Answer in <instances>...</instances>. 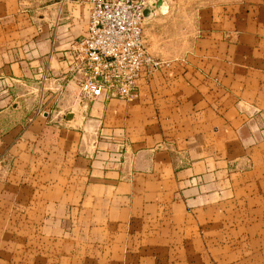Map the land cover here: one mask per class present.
Instances as JSON below:
<instances>
[{"label": "crops", "instance_id": "0c3cea01", "mask_svg": "<svg viewBox=\"0 0 264 264\" xmlns=\"http://www.w3.org/2000/svg\"><path fill=\"white\" fill-rule=\"evenodd\" d=\"M138 97L69 79L87 0H0V264H264V0H161Z\"/></svg>", "mask_w": 264, "mask_h": 264}, {"label": "built area", "instance_id": "2783aa9c", "mask_svg": "<svg viewBox=\"0 0 264 264\" xmlns=\"http://www.w3.org/2000/svg\"><path fill=\"white\" fill-rule=\"evenodd\" d=\"M87 2V30L69 47L68 77L88 98L133 102L140 76L164 65L149 52L143 34L144 8L155 0Z\"/></svg>", "mask_w": 264, "mask_h": 264}, {"label": "water", "instance_id": "95a60500", "mask_svg": "<svg viewBox=\"0 0 264 264\" xmlns=\"http://www.w3.org/2000/svg\"><path fill=\"white\" fill-rule=\"evenodd\" d=\"M162 4L161 0H155V2L153 3V7H159ZM151 15V8L150 7H145L144 11H143V16L146 19H148Z\"/></svg>", "mask_w": 264, "mask_h": 264}]
</instances>
